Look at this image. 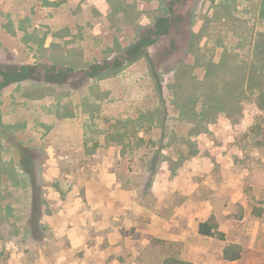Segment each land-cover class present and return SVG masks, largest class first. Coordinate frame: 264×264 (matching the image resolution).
I'll list each match as a JSON object with an SVG mask.
<instances>
[{"label": "rangeland", "instance_id": "374dc122", "mask_svg": "<svg viewBox=\"0 0 264 264\" xmlns=\"http://www.w3.org/2000/svg\"><path fill=\"white\" fill-rule=\"evenodd\" d=\"M263 7L264 0H0V264H42V255L69 244L54 234L84 231L90 196L108 200L101 184L109 173L131 192L147 181V160L159 149L157 200L131 192L130 201L148 199L146 207L125 204L131 223L122 230L134 241L163 239L136 259L124 251L123 264H264V111L256 99L264 81L249 89L252 72L264 75ZM62 75L66 86L50 82ZM237 84L235 105L228 98V106L210 107ZM26 94L42 95L47 106L26 109ZM191 106L213 114L199 134ZM186 215L191 234L214 215L228 238L205 239L208 251L197 257L165 240L170 224L149 225ZM99 228L87 230L101 235ZM233 243L241 258L226 261L222 249Z\"/></svg>", "mask_w": 264, "mask_h": 264}, {"label": "crops", "instance_id": "0c3cea01", "mask_svg": "<svg viewBox=\"0 0 264 264\" xmlns=\"http://www.w3.org/2000/svg\"><path fill=\"white\" fill-rule=\"evenodd\" d=\"M134 2L136 0H133ZM92 63H97V62H92ZM55 66V65H54ZM26 68H31V66H28ZM54 68V67H53ZM32 82L38 84H42V81H35L33 80ZM58 86H66L67 83L65 84H55ZM74 92H78V89L73 88ZM29 91V89H28ZM27 91V92H28ZM30 91H35L34 89H31ZM37 91V89H36ZM35 91V92H36ZM41 91V90H40ZM45 90L41 91V94L44 93ZM40 94V95H41ZM25 101V107L28 109V107L32 106L34 107L35 113H39L42 110L43 107L47 106V103H45L43 100V96H34L31 94H26L25 98L23 99ZM54 102H49L50 105H52ZM49 105V106H50ZM31 115V114H29ZM28 116H25V128H31L29 119H27ZM4 119L7 118V115L3 116ZM6 123V121L4 120ZM12 125V127H15L13 123L7 122ZM28 145V142L25 143V152L28 150L30 151L29 148H26ZM118 155H121V150L119 149ZM110 156H107L105 158V162L108 163L110 160ZM30 158V154H29ZM59 159L62 160L61 155L59 156ZM30 160H34V156L30 158ZM105 163V165H107ZM164 169V167L162 168ZM109 170V166L107 168V171ZM60 171V170H59ZM106 170L103 172L105 173ZM108 174V172H107ZM113 175L114 177L110 178L111 181H109V184L102 183L101 187L103 191L105 192V195H107L108 199L107 201L104 199L102 202H99L97 200H92L91 196L88 198V205L89 210H87V218L85 221L86 223H83V225H86L83 227L84 231L81 229V227L74 226L75 229L79 228V233L75 232H66V233H61V234H54L53 235V240H67L69 244H64V245H59L57 249H55L50 255H42L40 258L43 260L42 264H123L125 261V252H127L128 255H133L136 258H138L139 255L142 254V252L147 248V246L151 243L154 238L156 239H163L161 238L160 234L157 235H150V238L148 237H141L137 240H132V237H129L127 235H123V227L126 224H130L131 222L126 220L123 215L125 213V210L128 208L126 207L125 204H130V207L136 206L138 202L136 200L130 198L132 195L131 192L139 193L140 187H137V185H134L132 187L131 192H127L125 189L121 188L122 185L121 183L117 182L116 174H110ZM162 177H164V173H160ZM31 173L30 170L25 168V177H30ZM88 183V179H86ZM89 185V186H88ZM94 183L87 184L83 187L84 190H86L87 193L92 192L90 190V186H93ZM139 186V185H138ZM93 188V187H91ZM35 189L34 184H31V190ZM170 192L169 190L166 191V195H168ZM115 194L117 195H123V198H129V201H123L120 203H123L121 205L117 204L119 199L115 197ZM136 194V195H137ZM110 195L113 197L112 200H110ZM129 196V197H128ZM115 197V198H114ZM139 204V203H138ZM122 210L121 213H119V210ZM210 211H213V207L210 208ZM101 212L102 213V218L96 220L94 217V213ZM212 216V215H211ZM210 216V217H211ZM209 217V218H210ZM209 218L200 221L201 223L206 222ZM161 219L157 217H153V221L151 224L152 226H155L159 223L166 224L169 226H165L163 229L167 230V233L169 235L167 236L169 241H174L178 243V245L181 247V254L187 253L190 254L191 251H194L196 256L198 255L205 256L206 251L208 249L205 247V243L207 238L211 239H216L215 237L211 236H205L200 233V224L197 223L195 226V229L193 231V235L191 234V226L193 224L192 220L189 218L188 215L181 217L180 219L172 217L171 219ZM89 226H97L100 227L101 235L100 234H91L88 232V227ZM104 229V230H103ZM174 230V231H171ZM178 230V231H175ZM179 232V233H178ZM107 233V234H105ZM225 234V232H223ZM193 238V239H192ZM225 238H228L225 235ZM192 240H197V243H191ZM45 241H49L47 237L44 238ZM91 241V244L88 243ZM229 242V241H228ZM104 243H105V248H104ZM231 243V242H230ZM235 244V243H233ZM126 248V249H124ZM41 253H44L43 250H40ZM201 252V253H200ZM221 255L223 257V249L221 252ZM182 256V255H181ZM193 260L190 259L189 262H192ZM125 264H139L136 263L135 261H132L130 263H125Z\"/></svg>", "mask_w": 264, "mask_h": 264}, {"label": "trees", "instance_id": "16d2710c", "mask_svg": "<svg viewBox=\"0 0 264 264\" xmlns=\"http://www.w3.org/2000/svg\"><path fill=\"white\" fill-rule=\"evenodd\" d=\"M263 15H264V7H263ZM138 49H140V48L137 47L136 50H138ZM136 50L134 52H136ZM134 52L132 54L133 57H135ZM142 55H144V54H142ZM29 70H30L29 68H25V73H28ZM261 73L262 72H260V71L258 72L257 70L252 72V78L249 80L251 82L250 87H249L250 90H253V91H255L256 89L261 90L260 87L264 81V75L263 76L260 75ZM257 74H259V75L257 76ZM60 77H63V79H62L63 83H68V80H69L68 76L64 77V75H62ZM53 80H56V78H54ZM240 89H241V85L237 84L236 90L229 88L228 90L223 91L222 94H219V96H217L218 97L217 102L209 99L208 102H209L210 107L219 109L218 108L219 106H221V107L228 106V103L226 102V100L228 98H231V100L233 99L231 104L235 105V103H234V100L236 98V95H234L235 91L238 95L243 94V91ZM244 92H246V91H244ZM196 98L197 97H194L193 100ZM256 99H257V106L264 111V93H259V95ZM192 104H196V101H194ZM185 113H187V112L183 111L182 115H185ZM188 113L191 114V117L189 118L190 121H195V127H194L195 130H193L195 132V134H199L201 132H204L207 128V126H206L207 120L213 119V114L210 110H208V111L202 110L201 112H197L196 108L194 106H191L190 111ZM227 113L229 115H231L230 110ZM121 136H123V134H119V136H113L112 139L117 140V139H120ZM186 143L190 147V151H189L190 156H195L199 153V150L197 148H195L196 146H195L194 142L187 140ZM161 155H162V152H161V149H159L156 152H154L153 155L147 160V163L145 166L147 181L141 182V184L139 186L137 185V187H140L138 194H142V192H143L144 196H146V194L147 195L149 194L150 196L154 197V200H157V198H155V196L152 192V184L156 178V175H158V171L160 169L159 165H160V163L163 162ZM187 158H189V156L185 157V155H183L181 160L183 161L184 159H187ZM179 162H181V161H179ZM144 196L143 197L141 196V199L139 198L137 200V202L141 206L146 207V204L142 199H148V198H144ZM199 231L202 235L217 237L222 241L225 240V234L219 230V225H218L217 219L214 215H212L206 222L200 224V230ZM241 255H242L241 248H240V246H238L236 244H227V245H225V247L223 249V259L226 261L238 260L241 258ZM163 264H171V263L169 262V260H166V261H164ZM176 264H190V263L176 261Z\"/></svg>", "mask_w": 264, "mask_h": 264}, {"label": "flooded vegetation", "instance_id": "af4514ba", "mask_svg": "<svg viewBox=\"0 0 264 264\" xmlns=\"http://www.w3.org/2000/svg\"><path fill=\"white\" fill-rule=\"evenodd\" d=\"M171 12H172V10H171ZM29 73V72H28ZM58 77V78H57ZM57 77H55L56 78V80H52V81H50V82H52V83H57V84H65V83H63V81H62V79H63V77H60V76H57ZM65 77V76H64ZM67 77V76H66ZM32 78V77H31ZM33 79V78H32ZM36 81H38L37 79L38 78H34Z\"/></svg>", "mask_w": 264, "mask_h": 264}]
</instances>
